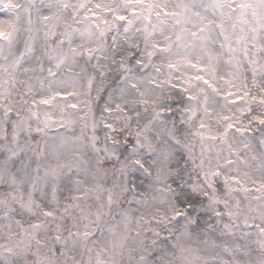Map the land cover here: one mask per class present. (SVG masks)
<instances>
[{
    "label": "clouds",
    "instance_id": "9594fccd",
    "mask_svg": "<svg viewBox=\"0 0 264 264\" xmlns=\"http://www.w3.org/2000/svg\"><path fill=\"white\" fill-rule=\"evenodd\" d=\"M0 264H264V0H0Z\"/></svg>",
    "mask_w": 264,
    "mask_h": 264
}]
</instances>
